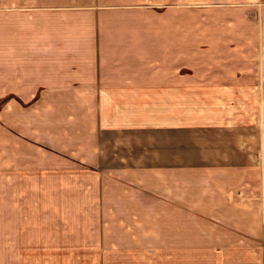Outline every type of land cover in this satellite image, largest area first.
Segmentation results:
<instances>
[{"label": "crops", "instance_id": "obj_1", "mask_svg": "<svg viewBox=\"0 0 264 264\" xmlns=\"http://www.w3.org/2000/svg\"><path fill=\"white\" fill-rule=\"evenodd\" d=\"M0 106V186L145 220L115 264H264V0H0Z\"/></svg>", "mask_w": 264, "mask_h": 264}, {"label": "rangeland", "instance_id": "obj_2", "mask_svg": "<svg viewBox=\"0 0 264 264\" xmlns=\"http://www.w3.org/2000/svg\"><path fill=\"white\" fill-rule=\"evenodd\" d=\"M53 177L29 171L26 186H0V264L118 262V227L145 220L118 219L109 179L106 187L68 186L66 177Z\"/></svg>", "mask_w": 264, "mask_h": 264}]
</instances>
